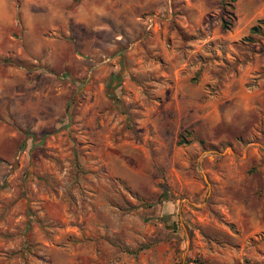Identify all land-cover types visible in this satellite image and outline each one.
Returning a JSON list of instances; mask_svg holds the SVG:
<instances>
[{"label":"rangeland","instance_id":"obj_1","mask_svg":"<svg viewBox=\"0 0 264 264\" xmlns=\"http://www.w3.org/2000/svg\"><path fill=\"white\" fill-rule=\"evenodd\" d=\"M220 2L0 0V264H264V0Z\"/></svg>","mask_w":264,"mask_h":264},{"label":"trees","instance_id":"obj_2","mask_svg":"<svg viewBox=\"0 0 264 264\" xmlns=\"http://www.w3.org/2000/svg\"><path fill=\"white\" fill-rule=\"evenodd\" d=\"M233 1L234 0H221V2H220L221 3V7L224 8V7L227 6V4H230ZM229 7L231 8V5ZM227 17L230 18V19L233 17V13L230 11V9H229ZM228 23H229L228 21L223 20V21H221V26L223 28H226L228 26ZM261 25H264V21L257 20L254 25L250 26L249 29H248L249 35H247L245 39L249 40V41H252L253 40L252 39V35L260 34Z\"/></svg>","mask_w":264,"mask_h":264},{"label":"built area","instance_id":"obj_3","mask_svg":"<svg viewBox=\"0 0 264 264\" xmlns=\"http://www.w3.org/2000/svg\"><path fill=\"white\" fill-rule=\"evenodd\" d=\"M176 264H205V263L201 261L200 259L190 257L186 259H183V258L179 259L176 261Z\"/></svg>","mask_w":264,"mask_h":264}]
</instances>
